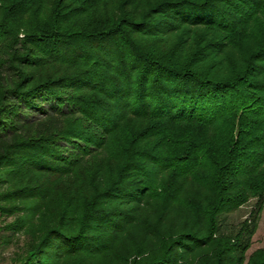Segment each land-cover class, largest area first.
<instances>
[{"label":"trees","instance_id":"16d2710c","mask_svg":"<svg viewBox=\"0 0 264 264\" xmlns=\"http://www.w3.org/2000/svg\"><path fill=\"white\" fill-rule=\"evenodd\" d=\"M263 209L264 0H0L11 264H264Z\"/></svg>","mask_w":264,"mask_h":264},{"label":"rangeland","instance_id":"374dc122","mask_svg":"<svg viewBox=\"0 0 264 264\" xmlns=\"http://www.w3.org/2000/svg\"><path fill=\"white\" fill-rule=\"evenodd\" d=\"M254 209L253 201H249L237 209L223 215L221 217L223 228L225 231H236L241 227L245 220H251L252 213ZM9 220L11 218H8ZM3 226V222L0 218V228ZM5 232V233H2ZM0 234H6L8 231L4 230ZM264 246V209L260 212L258 218V227L255 233L252 236V244L247 250L246 254L248 255L252 250ZM13 245L0 246V259L4 264H11L10 257L12 256Z\"/></svg>","mask_w":264,"mask_h":264},{"label":"built area","instance_id":"2783aa9c","mask_svg":"<svg viewBox=\"0 0 264 264\" xmlns=\"http://www.w3.org/2000/svg\"><path fill=\"white\" fill-rule=\"evenodd\" d=\"M0 264H2V263L0 262Z\"/></svg>","mask_w":264,"mask_h":264}]
</instances>
